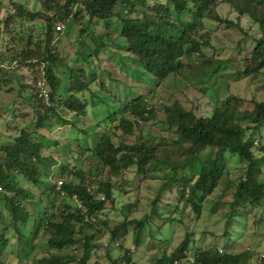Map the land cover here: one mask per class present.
<instances>
[{
  "label": "trees",
  "instance_id": "trees-1",
  "mask_svg": "<svg viewBox=\"0 0 264 264\" xmlns=\"http://www.w3.org/2000/svg\"><path fill=\"white\" fill-rule=\"evenodd\" d=\"M148 1L155 0H31L28 7L14 0H8L6 4L1 1L0 91L7 85V75L20 73L25 69L33 75V83H30L32 88L29 89L30 84L21 85L18 97L19 100H26L22 97V93L26 92V89L29 90L31 101L27 103L34 105L35 117L32 120L35 121L36 128L43 126V122L48 120L51 114L57 115L60 106L63 112L85 116L87 101L80 95L83 92H91L89 86L96 80V74L92 70L86 75L83 71L82 77L71 70L66 76L70 86L64 93L68 98L56 102L57 93L62 88V80L56 75L55 41L64 30L57 31L58 25L64 28L73 25L77 28L79 37H83L89 34V29L95 20L101 21L108 29L111 20L117 18L121 25L120 48L127 51L128 56L134 58L136 63L138 61L135 75L136 72L141 73L158 84L185 68L181 62L184 56L195 54L198 60L204 57L202 50L207 44L205 40L209 34H201V29L198 28H201L204 18L224 22V19L216 13V7L220 3L229 5L231 11L236 14L239 24L247 18L250 27L255 30L251 35L256 41L253 50L256 54L255 60H260V64L250 63L243 67L241 71L243 76H250L264 67V0H165V3L153 5ZM36 3H40L39 9H36ZM1 5L6 7L7 12L3 11ZM117 6L125 8L126 17L116 11ZM11 7L13 13H9ZM134 12L136 18L130 17ZM185 13H189L196 20L187 22L186 18L184 20ZM15 20L38 25L41 38L34 39L29 35V31L23 28L18 32L12 29ZM251 28L246 30L247 33H250ZM100 47L101 45L97 43L95 51ZM87 57L89 56L81 55L78 62L83 60L90 65ZM14 64L17 65L15 69L12 68ZM121 66L124 70L128 68L122 61ZM41 82L44 83L45 89L39 87ZM100 86L104 88L103 83ZM40 90L47 93V102L44 96H38ZM148 98L147 95H141L132 98L128 103L120 102L119 105L123 108L121 114L113 108L109 115L102 116V119L105 122L109 121V124L102 125V122L98 121L96 125L104 126L105 130L117 125L115 130H119L121 135L129 138L135 136L136 139L138 136L134 132L136 127H140L150 117L160 113L158 106L149 102ZM106 100L100 103L105 105ZM94 102L93 100L92 103ZM240 104L242 103L239 98L228 97L217 105L210 117H197L177 102L163 109L166 117L165 125L175 129L177 133L175 143L187 145V153L194 161H198L197 154L202 150L216 149L215 157L207 160L206 164H201L199 170L195 171L197 178L190 189L185 191L187 199L183 196L196 214L200 213V202L212 193L219 181L217 162L218 158L223 159L225 152H230L238 157V161L244 162L242 178L240 177L238 183L230 179L228 182L234 184V202L240 201L249 207H264V182L259 181L260 167L264 163V142L261 135V130L264 129V100L253 101L250 112V123L253 127L248 128L252 131H246L236 123V113ZM58 119L62 124L67 121ZM22 131L18 137L11 140L8 137V140L0 145V208L6 211V216L0 212V223H5L6 229L17 234L19 254L29 248L30 240L24 235V231L29 224H32V232L35 230V221L38 220L36 211L41 201L40 197L31 194L28 188L19 185L16 180L18 176L25 178L32 186H45L48 196L53 197V201L59 205L57 209L44 213L37 222L47 233L48 246L47 254L40 259V264H87L90 250L98 247L93 245L98 233L109 230L110 246H103L107 249L120 248L122 243L118 241L119 233L123 231L125 234L122 235L128 234L130 225H134L135 247L145 245L142 235L144 221H127V213H123L124 221L115 228L108 229L106 223H102V227L98 228L99 216L103 214L105 204L107 202L114 204L117 200L114 191L117 193L120 189H114L110 182L102 184L93 191L92 187L84 186L82 181L75 184L70 180H61L60 186L58 182L50 181L52 179L46 181L45 176L52 170L55 160L52 156H41L42 145L29 140L26 127ZM150 144L146 140L138 142L136 139L132 145L120 143L116 146L108 135H103L92 149H84L80 146L76 149V153L72 154L83 156L85 150H90L102 163L103 168L109 170L110 175L119 176L135 166L140 174L146 176L152 168V163H159L152 154L154 149H151ZM258 153L261 155L257 156ZM73 175L84 180L81 172H75ZM101 191L105 196L102 197L103 199L98 198ZM65 197L72 203L75 202V197L76 205L79 204L81 207L72 206L70 203L61 206ZM54 202L52 208L55 206ZM122 210H125V206L121 208V212ZM258 221L260 220L257 219L256 222ZM84 229H92L93 233H86ZM6 232V230L0 232V264H7L2 261V256L9 246ZM188 238V235L185 236L180 245L169 254H164L163 260L168 264H175L191 257V264H242L245 259L244 253L229 252L228 244L222 247L223 249L218 248L217 245H210L187 255L190 242ZM64 251L68 253L64 254ZM130 252L128 250L123 255L126 264H134ZM263 259L264 251L258 264H264ZM110 261V264H116L114 260L110 259Z\"/></svg>",
  "mask_w": 264,
  "mask_h": 264
},
{
  "label": "rangeland",
  "instance_id": "rangeland-1",
  "mask_svg": "<svg viewBox=\"0 0 264 264\" xmlns=\"http://www.w3.org/2000/svg\"><path fill=\"white\" fill-rule=\"evenodd\" d=\"M1 1L6 4L8 0ZM14 1L22 3L26 7L31 3V0ZM148 2L153 5L165 3V0ZM38 4L36 3V9L40 7H37ZM3 7L1 5L3 11L7 12L6 7H4L5 9ZM116 8L117 12L126 17L124 7L117 6ZM13 11L11 7L9 13H13ZM216 13L224 19L223 23L204 18L201 28H198L201 29V34H209L205 40L207 44L202 50L203 58L198 60L195 54L184 56L181 62L185 68L158 84L152 82L153 80L146 75L144 77L143 74L139 73L141 76L137 72L136 75L135 72L133 74L134 83H130L131 80L128 79L125 72L116 69L117 78L119 77L126 84L123 89H119L118 84H110L113 85L110 87L108 82H105V88H102L101 80L95 84L97 86L94 88L88 84L87 87L89 86L93 93L91 95L89 92H84L88 96L86 99L87 116H77L68 112L64 114L65 120H67L65 124H62L57 118L58 115L54 113L43 122V126L36 128L35 121L32 120L35 117L34 105L26 103L23 99L19 100L18 97L21 84L33 83V75L25 69L20 73L7 75V85L0 91V145L8 140V137L9 140L18 137L26 127L29 140L42 145L41 156H52L55 160L52 170L45 176L46 181L49 179H52L50 180L52 182L70 180L75 184L82 181L84 186L92 187L93 191H96L102 184L110 182L114 189H120V192L115 193L116 191H114L117 197L115 203L107 202L105 204L103 214L99 216L100 225L98 228L102 227V223H106L110 230L115 228L124 221L123 213H127V221H144L142 235L145 245L143 247L142 245L135 247L133 243L134 225H130L128 234L122 235L125 234L123 231L119 233L118 241L122 243L120 248L107 249L103 246L109 245L111 238L110 231L103 230L93 241V245H98V247L90 250L87 264H110V259L114 260L116 264H126L123 255L128 250L133 251L130 253L134 264H168L163 260V255L169 254L180 245L187 235L190 241L187 255L210 245H217L218 248L223 249L222 247L228 244L229 252L245 254L242 264L259 263V258L264 251V207H249L240 201L234 202V184H228L230 181L238 183L243 174L244 162L238 161V157L230 152H225L223 159L218 158L219 181L212 193L203 202H200L201 210L199 214H196L190 204L186 203L185 191L187 192L196 180L197 173L195 171L199 170L200 165L206 164L207 160L215 157L216 149L202 150L197 154L198 161H194L192 156L187 153V145L175 143L178 137L175 129L168 128L164 123L166 117L163 109L165 106H171L177 102L197 117H210L217 105L226 98L235 96L242 103L236 113V123L244 127L246 131H252L248 128L253 127L250 123L253 101L264 100V67L247 77L243 76L241 71L250 63L260 64V60H255L256 54L253 50L256 41L251 35L255 30H252L247 18L239 24L236 14L227 4H218ZM130 17L136 18V12ZM185 18L187 22L196 20L189 13L184 14V20ZM13 27L12 29L17 32L20 28L28 30L29 35L36 40L42 36L38 25L35 26L34 23L15 20ZM248 28H251L250 33L246 31ZM71 39L77 42L78 35H73ZM76 46L77 44L73 46L71 41L64 39V36L61 37L55 51V54L58 53V64L61 63L60 69H62V65L78 67L84 64L83 60H80L77 65L73 64L75 55L79 52V47ZM105 69L107 68L105 67ZM97 76L100 77V74L97 73ZM61 80L63 87L64 78ZM31 85L28 86L30 90ZM39 87L45 89L44 83H39ZM110 88H112L111 93L114 92L122 103H127L134 97L147 95L149 102L158 106L160 113L150 117L145 124L139 125L140 127H136L134 130L135 135H138L136 138L138 142L146 140L147 143H151V149H154L152 154L159 161V163H152V168L146 176L140 174L135 166L119 176L110 175L109 170L103 168L102 163L93 156L90 150H85L83 156L72 154L80 146L84 149H92L103 135H108L116 146L120 143L132 145L136 140L135 136L129 138L121 135L119 130H115L117 125H112L106 130L104 126L96 125L98 121H101L102 125L109 124V121L105 122L102 119L105 116L104 113L109 115L114 110L109 106L114 107L120 114L123 111L120 105L109 102H107V107L99 103L104 109V113L98 114L97 111H94L95 108H91L92 101H103L99 97L103 98V95L106 94L104 90L106 89L108 92ZM25 91L22 93V97L30 102L29 90ZM38 119L40 118L38 117ZM249 133L247 132V134ZM261 135L263 138L261 136L260 140L262 138L264 142V129L261 130ZM260 155L261 153L257 154V156ZM260 170L259 181L263 183L264 163ZM75 172H81L84 180L73 175ZM16 180L20 186L28 188L31 194L40 197L41 205L36 211L38 220L44 216V213H49L59 207L53 201L54 198L48 196L45 186H32L22 176H18ZM102 197L105 196L101 191L98 198L102 199ZM53 202L55 203L54 208H52ZM65 203L77 207L76 202L73 204L67 198L63 200L61 206H64ZM124 206L125 210L121 212V208ZM0 212L6 216V211L0 208ZM257 219L260 221L256 222ZM38 220L35 221L33 232L32 224L27 225L24 235L30 240L29 248L20 254L17 234L6 229L5 223H0V232L6 230V238L9 241L7 251L2 256L3 262L7 264H40V259L47 254L48 246L47 233L41 224L37 223ZM84 230L86 233H93L92 229ZM63 253L67 254L68 251ZM189 258L175 264H191L192 259Z\"/></svg>",
  "mask_w": 264,
  "mask_h": 264
},
{
  "label": "crops",
  "instance_id": "crops-1",
  "mask_svg": "<svg viewBox=\"0 0 264 264\" xmlns=\"http://www.w3.org/2000/svg\"><path fill=\"white\" fill-rule=\"evenodd\" d=\"M40 6V3L37 5V7ZM36 7V4H35ZM123 7V6H122ZM122 15V14H121ZM120 31H121V25L117 18H113L111 20V25L107 29L105 25L98 20H95L89 29V34L83 37H79V33L76 27L73 25L66 26L64 30L61 32V34L56 38L55 44V51L58 48V45L60 43L61 37L64 36V39L71 41L72 45L76 47H79V52L75 55V61H73L74 65H77L78 58L82 56H89L87 57L88 61H90V65H88L86 62L84 64H81L78 67H71V66H63L62 69L59 67L61 66V63H59L58 53L56 52L55 58L57 59L56 63V75L58 78L63 79L64 78V84L63 87L60 89V91L57 93L56 96V102H60V100L68 98L67 94L65 93V90L70 86L69 82L66 80V76L69 75L71 70L75 71L76 74L81 76V73L84 71V74L86 75L88 72L91 73V70L96 74V80L90 85L93 86L92 88L96 87V83L98 84V81L101 80L102 83H104L105 88V82L109 83V86H113L110 84H118L119 89H123V87L126 85L122 80L117 78L116 69L121 70L122 72H125L128 79L131 80L130 83H134L133 80V74L136 70V62L134 58H130L128 56L129 54L127 51L120 48L119 42H121L120 37ZM78 35L77 42L74 41V39H71L73 35ZM67 35V36H66ZM74 42V43H73ZM97 43L101 45L100 49L98 51H95L97 49ZM75 51V50H74ZM121 61L128 66V68H124L121 66ZM68 65V64H67ZM103 65V66H102ZM87 66V67H85ZM111 66V67H110ZM105 67L107 69H105ZM110 67V68H108ZM74 68V69H73ZM103 68V69H102ZM60 69V70H59ZM97 73L100 74V77L97 76ZM115 74V77L113 75ZM124 74V73H123ZM63 77V78H62ZM82 77V76H81ZM107 80V81H105ZM22 85V84H21ZM136 85V84H135ZM136 88V86H135ZM111 89L107 92L105 89V93L103 95V100H106L104 103L107 105V102L111 104H118L121 102L116 96L115 93H111ZM91 95L93 93L92 89L91 92H89ZM85 95V97H83ZM87 93H82L83 99H88ZM101 98V97H100ZM131 100V99H130ZM128 100V102L130 101ZM26 103L27 100H24ZM101 101H95L92 103L91 108H95L94 111H97L98 114L104 113V109L99 105ZM127 102V103H128ZM107 107V106H106ZM109 108H114L112 106H109ZM57 118H61L65 120L64 114H67L68 112H63L62 107L60 106L57 111ZM54 114V113H53ZM52 115V114H51ZM76 115V114H75ZM106 116L107 113H104ZM60 116V117H59ZM87 116V112L86 115ZM59 120V119H58Z\"/></svg>",
  "mask_w": 264,
  "mask_h": 264
},
{
  "label": "built area",
  "instance_id": "built-area-1",
  "mask_svg": "<svg viewBox=\"0 0 264 264\" xmlns=\"http://www.w3.org/2000/svg\"><path fill=\"white\" fill-rule=\"evenodd\" d=\"M63 29H64V27H63L62 25H58V26L56 27V30H57V31H61V30H63ZM12 68H13V69L17 68V65L14 64ZM39 96H40V97H41V96H44L45 101H46V102L48 101L47 93L44 92V90H40V92H39ZM57 184H58V186H60L61 182L58 181ZM102 199H103V198H102ZM74 200H75V202H76L75 197H74ZM77 207L80 208L81 205L77 204Z\"/></svg>",
  "mask_w": 264,
  "mask_h": 264
},
{
  "label": "clouds",
  "instance_id": "clouds-1",
  "mask_svg": "<svg viewBox=\"0 0 264 264\" xmlns=\"http://www.w3.org/2000/svg\"><path fill=\"white\" fill-rule=\"evenodd\" d=\"M253 29V28H252ZM131 252H133L132 250H131ZM132 264V263H131Z\"/></svg>",
  "mask_w": 264,
  "mask_h": 264
}]
</instances>
